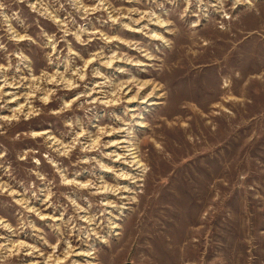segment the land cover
Returning <instances> with one entry per match:
<instances>
[{"label":"rangeland","instance_id":"374dc122","mask_svg":"<svg viewBox=\"0 0 264 264\" xmlns=\"http://www.w3.org/2000/svg\"><path fill=\"white\" fill-rule=\"evenodd\" d=\"M0 264H264V0H0Z\"/></svg>","mask_w":264,"mask_h":264}]
</instances>
